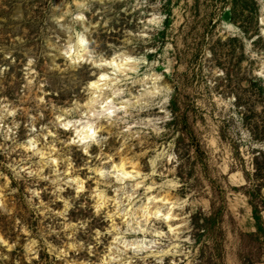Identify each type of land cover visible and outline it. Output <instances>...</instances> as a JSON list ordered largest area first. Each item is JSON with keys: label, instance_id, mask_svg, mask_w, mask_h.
Here are the masks:
<instances>
[{"label": "rangeland", "instance_id": "374dc122", "mask_svg": "<svg viewBox=\"0 0 264 264\" xmlns=\"http://www.w3.org/2000/svg\"><path fill=\"white\" fill-rule=\"evenodd\" d=\"M263 63L264 0H0V264H264Z\"/></svg>", "mask_w": 264, "mask_h": 264}, {"label": "bare ground", "instance_id": "6f19581e", "mask_svg": "<svg viewBox=\"0 0 264 264\" xmlns=\"http://www.w3.org/2000/svg\"><path fill=\"white\" fill-rule=\"evenodd\" d=\"M78 42H79L81 45L83 44V42H82L81 39H78ZM125 60H126V59H125ZM113 63H114V58L110 59V61L107 62L106 64L111 65V64H113ZM263 67H264V63H263ZM105 77H106V73H104V72L100 73L99 76H98V78H97V80H96L94 83H95V84H98V83H100V82H104V81H105ZM106 104H107V102H106ZM105 113H106V115H107L108 117L112 116V114L114 113V112L112 111V107H111L109 104L106 105ZM94 133H95V128H93L92 125H87L86 128H85V130L82 131L81 134L79 135L80 140H81L82 142L85 143V142L87 141V139L91 138V137L94 135ZM114 169H118V171H121V173H122L124 176H127V177H128L130 174L133 173V171H132V172H131V171H126L123 163H121L120 165H116V166L114 167ZM130 177H131V176H130ZM156 213H159V210H156L153 214H156ZM169 215H170L169 213H166L164 216H166V217L168 218Z\"/></svg>", "mask_w": 264, "mask_h": 264}]
</instances>
